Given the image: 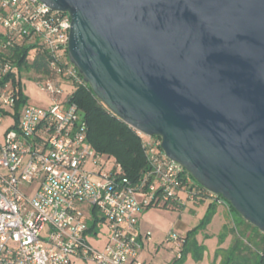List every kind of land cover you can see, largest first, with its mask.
<instances>
[{
  "label": "water",
  "instance_id": "water-1",
  "mask_svg": "<svg viewBox=\"0 0 264 264\" xmlns=\"http://www.w3.org/2000/svg\"><path fill=\"white\" fill-rule=\"evenodd\" d=\"M94 95L264 233V0H41Z\"/></svg>",
  "mask_w": 264,
  "mask_h": 264
},
{
  "label": "built area",
  "instance_id": "built-area-1",
  "mask_svg": "<svg viewBox=\"0 0 264 264\" xmlns=\"http://www.w3.org/2000/svg\"><path fill=\"white\" fill-rule=\"evenodd\" d=\"M0 25L20 38L38 40L50 51V72L39 78L38 87L53 101L48 109L27 104L19 127H9L0 141V264H74V258L142 264L141 250L151 238L150 232L143 237L137 232L143 205L161 200L158 192L165 200L186 201L183 194H190L182 187L185 169L162 149L159 153L151 137L139 133L152 168L136 186L124 179L127 184L118 187L114 171H121V165L97 154L87 141L78 106L63 96L62 81H84L66 56L70 15L41 0H0ZM12 71L11 64L0 65L2 108L13 109L16 103L12 81L2 82ZM89 163L99 166V177L88 169ZM207 191L209 199L225 203ZM94 211L109 233L101 249L89 240L98 234L89 232ZM184 237L171 232L167 239L176 258L181 257Z\"/></svg>",
  "mask_w": 264,
  "mask_h": 264
},
{
  "label": "trees",
  "instance_id": "trees-1",
  "mask_svg": "<svg viewBox=\"0 0 264 264\" xmlns=\"http://www.w3.org/2000/svg\"><path fill=\"white\" fill-rule=\"evenodd\" d=\"M66 56L68 57V54ZM51 58L50 51L38 40L20 38L18 34L6 31L0 25V65L9 63L13 66V71L7 74L2 82L11 80L16 95V103L13 109L0 107V114L11 115L14 119L10 128L17 129L19 127L22 111L28 104V96L23 91V82L16 72L21 73L23 70H27L34 71L39 75L48 74ZM64 83L68 85L65 99L78 106L81 120L86 124L87 141L97 154L111 156L121 165V171H114L117 186H125L127 182L125 183L124 179H127L132 186H136L152 168L143 146L144 137L110 112L94 95L86 82L66 80ZM151 139L155 143L156 150L159 153L162 152L160 138L154 136ZM184 173L182 187L184 191L190 194L187 196V200L200 203L209 199L210 194L207 189L196 182L186 170ZM158 197L161 200L150 201L149 204L143 205V209L182 210L187 205L186 201L177 198L165 200L162 192L156 193V198ZM219 197L228 205L232 216L234 208L221 195ZM209 200L204 218L186 233L183 238L181 257L176 258L172 264H183L189 253H193L197 260L203 258L206 246L197 241L196 235L202 227L211 222L218 206L215 200ZM236 214L238 218H232L233 224H224L223 230L219 234L221 243L225 241L228 235L233 236L232 240L227 248L218 247L214 261L221 257L219 264H264V233L244 220L240 214L237 212ZM100 220L94 211V217L89 228L90 233L98 231L97 224Z\"/></svg>",
  "mask_w": 264,
  "mask_h": 264
},
{
  "label": "rangeland",
  "instance_id": "rangeland-1",
  "mask_svg": "<svg viewBox=\"0 0 264 264\" xmlns=\"http://www.w3.org/2000/svg\"><path fill=\"white\" fill-rule=\"evenodd\" d=\"M17 76H20L21 81L23 82V91L24 93L28 96V101L27 103L39 108L43 109H48L51 104H52V97L49 93L41 90L38 87V81L39 78H41L42 75H39L38 73L34 71H27L23 70L21 73H17ZM62 87H63V96L67 92V87L68 85L62 81ZM0 141L3 142L5 140V133L8 130L9 126L14 122V119L11 115H2L0 114ZM147 137V136H145ZM102 163H105L106 158L102 157L100 158ZM88 169L94 172V177H99L97 175V171L99 169V166H94L92 163L88 164ZM188 178L191 180V178L188 176ZM183 198L186 200L187 206L185 207V210L182 212V221L188 223L190 225V228H193L197 226L202 219L204 218L207 208H208V199H206L201 205H194L190 204L186 198V196L183 194ZM189 203V204H188ZM219 205V204H218ZM149 210V209H148ZM218 214L225 215L224 219L226 221V224L232 225L233 224V219H237L238 216L236 214V210L232 212V216L229 211V207L226 203H222L219 205L218 208ZM222 218H215L212 222L207 224L206 226L202 227L200 231L196 235V239L199 243L204 242L206 247V250L204 252V256L202 259H195L193 253H189L186 257V260L183 264H219L220 263V258L218 257L216 261L215 260V255H216V250L218 247H223L227 248L228 245V239L232 240V235H228L225 241L222 243L220 242L219 239V234L221 232L220 229H218V222L221 221ZM91 223V220L89 221V224ZM224 226V225H223ZM223 228V227H222ZM98 229V237L99 241L101 243H104L107 241L108 238V228L105 225L104 222H100L97 225ZM47 228H45V231L43 232V235L45 234ZM223 230V229H222ZM151 233V238L154 240L155 237ZM93 235V234H92ZM93 239V238H92ZM95 241V240H93ZM95 245V244H94ZM82 263H74V264H97L93 261H84L82 260Z\"/></svg>",
  "mask_w": 264,
  "mask_h": 264
},
{
  "label": "crops",
  "instance_id": "crops-1",
  "mask_svg": "<svg viewBox=\"0 0 264 264\" xmlns=\"http://www.w3.org/2000/svg\"><path fill=\"white\" fill-rule=\"evenodd\" d=\"M204 201L200 203H193L190 201L189 203L194 204V205H201ZM209 202L210 200L208 201V203ZM185 207L182 210L150 208L149 210L143 209L140 212L139 224H138V229H137L139 236L143 237L148 232H152V235H154L153 237H155L156 239L154 240V238L153 239L150 238V240L144 245V247L141 250L139 259H138L140 263L142 264H172L176 260L175 251L174 249H172L170 243L167 242V239L171 232H177L178 234L186 235V233L190 229H192L190 228V225L188 223L182 221V212L185 210ZM218 208H219V205L217 206V209L212 218V221L215 218H222V220L218 222V225H219L218 229L222 230L223 225L226 224V221L224 219L226 214L225 215L218 214V211H217ZM89 240L93 245L95 244L94 246L98 249H101L106 243V242L101 243L99 241L98 234L90 235ZM227 242L229 245L230 240L228 239ZM202 243L205 245L204 242ZM76 262L82 263L81 259L74 258L73 263H76ZM132 264H139V263H132Z\"/></svg>",
  "mask_w": 264,
  "mask_h": 264
}]
</instances>
